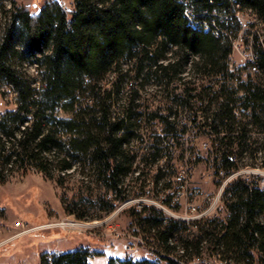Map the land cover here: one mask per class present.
<instances>
[{
  "label": "trees",
  "instance_id": "trees-1",
  "mask_svg": "<svg viewBox=\"0 0 264 264\" xmlns=\"http://www.w3.org/2000/svg\"><path fill=\"white\" fill-rule=\"evenodd\" d=\"M9 1L0 78L15 89L17 106L0 119V182L14 167H35L63 186L79 169V194L90 197L100 187L96 206L109 213L143 187L145 170L159 166L168 140L184 150L181 134L192 130L194 138L211 140L216 174L264 167V32L253 31L264 29V0H73L71 10L54 2L38 13ZM239 11L258 20L246 36L258 54L253 73L246 65L229 70L233 39L243 28ZM26 60L38 77L22 71ZM238 106L247 110L241 117ZM141 129L152 132L147 143ZM138 157L143 167L126 183ZM171 161L164 164L174 169ZM260 179L233 178L224 211L190 222L155 206L132 209L131 223L156 258L111 257L107 264H264ZM91 255L89 248L44 253L41 264H92Z\"/></svg>",
  "mask_w": 264,
  "mask_h": 264
},
{
  "label": "rangeland",
  "instance_id": "rangeland-1",
  "mask_svg": "<svg viewBox=\"0 0 264 264\" xmlns=\"http://www.w3.org/2000/svg\"><path fill=\"white\" fill-rule=\"evenodd\" d=\"M16 2L18 5H31L34 8V13L40 12L46 4L54 2L60 3L68 10L73 7V0H16ZM11 6L12 3L9 0L5 1V7L0 6V42L7 21L6 10ZM236 16L240 25H244L239 34L246 40V36L249 35L248 28L253 29L250 25L254 17L247 11H239ZM208 26L210 25L205 23L204 28L207 30ZM215 29H220V27H215L213 30ZM256 29L260 30V33L264 32L261 25H257L253 31ZM262 37L264 39V33ZM237 63L241 64L240 58ZM20 68L31 78L38 77V68L31 60L24 61ZM33 82L35 86L40 85L39 82ZM16 106L17 93L15 89L3 78H0V119L8 112L14 111ZM180 120L188 121L182 115ZM151 130L162 137L165 135L161 127H154ZM151 133L141 129L139 136L144 137L147 141ZM181 136L182 142L186 143L184 147L187 149L190 148V146H186L189 144L188 141L195 140L196 143L193 145L195 147L193 152L198 156V160L193 164L192 184L211 195H221L214 213L206 217L224 211L223 192L233 178L239 175L256 174L260 175V182L264 184V167L261 166L241 167L239 172L229 176L223 182L222 178L213 175L215 168L209 150L200 147L201 138H194L191 132L189 136H183V133ZM139 141L140 139H133L135 145H138ZM166 146L167 150L164 152V156L169 155L170 157L174 146L168 144ZM165 162L160 160L158 163L160 167L164 166L161 174H158L159 166H152L153 168L148 166V169L151 168L152 171L145 170L147 176L145 182L142 183L143 187L136 186L129 192L127 200L117 201L115 209L109 213L103 212L100 207L96 206V199L103 193L100 187L95 186L93 196L79 194L78 184L75 183L84 177L83 172L79 169L73 171L62 186L59 185L55 177L50 178L35 167L26 170L14 167L7 175L6 180L3 183L0 182V264H41L44 253L70 251L78 248H89L92 251L89 258L92 264H107L111 257L118 259L156 258L149 247L150 244L144 238L145 234L138 232L136 226L132 225L130 215L132 209L141 210L147 206H155L166 216L176 218L177 211L182 210L171 200L170 205L161 202L160 196L163 194V190L166 187H174L176 183L175 169L167 167ZM258 162L260 161L258 160ZM183 163L184 159L180 152L171 162L178 166ZM142 167L140 157H138L134 171L125 178V182L131 181L133 175H138L136 172L141 171ZM156 174L157 177H155ZM69 211H75V213ZM77 214L85 215V218H79ZM63 222L67 223L66 226L61 225ZM72 222L82 225L72 226L69 224ZM48 225L51 227H47Z\"/></svg>",
  "mask_w": 264,
  "mask_h": 264
},
{
  "label": "built area",
  "instance_id": "built-area-1",
  "mask_svg": "<svg viewBox=\"0 0 264 264\" xmlns=\"http://www.w3.org/2000/svg\"><path fill=\"white\" fill-rule=\"evenodd\" d=\"M257 22L258 20L254 18L252 23H257ZM213 31L215 33H218V30H213ZM252 40H253L252 37H249V40L246 41L244 37L240 34L237 38L233 39V42H237V45H238L239 58L241 59V64L237 63L238 59H232L229 57V70L230 71L234 72L236 67L239 65H244V66L246 65L247 72H250V73L258 71V66H257L258 54L254 48ZM247 72L245 74H247ZM246 111L247 110L245 107L238 106L235 108L234 113L238 117H241V115ZM190 132L194 133L195 130L183 133V136H189ZM141 139H144V137ZM181 140H182V137H181ZM147 142L148 140L145 141L144 139V143H147ZM188 143L189 144L186 146H190V148L187 149L186 147H184V150H182L178 146L174 145L173 138H170L168 140L167 144L169 146H174V150L171 152L172 156L170 155V157L172 158L171 162L175 160L176 156L180 152L182 154V158L184 159V163L181 164L180 166L172 164L173 168L176 169L175 186L172 188L168 187L164 189L163 194L160 196V199H161V202L164 203L163 200L167 196H169L171 198L172 203H174L176 206L182 209L181 211H177L178 216L176 218L190 222V221H194L196 219L202 218V217H206L210 214H213L214 211L216 210V206L218 205L221 195L220 194L216 196L211 195L210 193L205 192L204 190L200 189L196 185L192 184L193 168H194L193 164L197 160V155L193 152L192 147H194L193 145H195L196 143H195V140H190L188 141ZM185 144L186 143L183 142V145ZM199 144H200V147L206 148L209 151H212V142L210 139L208 138L201 139ZM168 157L169 155L163 156L161 159L162 162L168 161ZM240 169L234 171L231 175L236 174L237 172L240 171ZM213 175L215 177L222 178L223 182L225 181V179L229 177V176L226 178L224 177L225 173L223 170H220L219 173L217 174L214 173ZM261 185L264 188V184H261ZM215 214L217 215V213Z\"/></svg>",
  "mask_w": 264,
  "mask_h": 264
},
{
  "label": "bare ground",
  "instance_id": "bare-ground-1",
  "mask_svg": "<svg viewBox=\"0 0 264 264\" xmlns=\"http://www.w3.org/2000/svg\"><path fill=\"white\" fill-rule=\"evenodd\" d=\"M187 13V17L189 18L191 24H194L195 22L193 21L194 19L192 18V15L190 14L189 10L186 12ZM194 17V16H193ZM209 27V26H208ZM214 27V26H213ZM215 30H218V29H215ZM230 58L232 59H238L239 58V51H238V45H237V42H233V51L232 53L230 54ZM229 64V62H228ZM139 172H136V174H138ZM48 224V223H47ZM67 223H62L61 225L62 226H66ZM70 225L72 226H81L82 224L81 223H75V222H72V223H69ZM55 225V224H54ZM53 226V225H52ZM47 227H51V226H47ZM194 264H198V263H194Z\"/></svg>",
  "mask_w": 264,
  "mask_h": 264
}]
</instances>
